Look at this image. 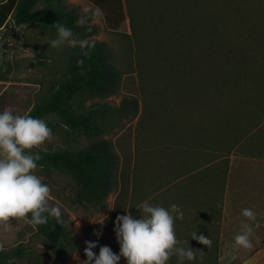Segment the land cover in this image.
<instances>
[{
  "label": "rangeland",
  "instance_id": "obj_1",
  "mask_svg": "<svg viewBox=\"0 0 264 264\" xmlns=\"http://www.w3.org/2000/svg\"><path fill=\"white\" fill-rule=\"evenodd\" d=\"M67 3L92 15L98 25V32L92 37L106 42L122 73L116 93L77 99L80 111L106 104L110 113L104 119L105 133L99 137L80 135L72 145L82 147L90 140L105 137L114 141L122 158L124 149L136 161L139 177L130 185L127 214L139 218V207L144 202L165 208L172 204L181 207L183 218L174 221L175 234L181 242L178 246L191 247L196 254L195 260H185L184 264H264V157L246 155L239 148L230 147L231 140L236 141L233 135L239 137L238 141L253 138L264 144V123L249 135L244 133L246 129H238L243 124L251 130L256 124V119L248 116L249 109L258 116L256 125L264 119V0H124L126 20L117 29L107 26L103 13L95 15L98 7L89 0ZM213 12L233 20L226 30L234 37L238 50L235 98L245 102L241 107L243 119L233 127L235 131L231 133L232 129L225 126L219 135L213 136L220 140L216 143L217 148L221 147L217 158L211 149L207 151L208 147L195 151L190 146L192 149L184 154L177 147L179 136L187 140L190 119H198L206 110L202 106L192 109L188 95L194 91H180L178 86L184 84L188 88L195 76L185 51L191 41L190 30L203 29ZM57 35L37 24H16L12 18L0 30V111L8 109L26 115L59 78L75 47H51L50 41ZM179 52L184 53L183 57ZM251 65L253 69L246 75ZM47 125L53 137L37 147L65 145L63 130ZM211 125L206 124L208 128ZM223 140L228 144H223ZM198 141L201 140L190 139L188 143ZM208 162L206 169L191 173L193 168ZM34 172L49 186V207L61 209L65 224L77 237V249L68 258L60 259L48 249L27 218L15 217L6 226L0 225V243L4 247L24 244L43 254L51 264H74L86 255L85 241L99 239L96 248H100L109 240H117L114 216L119 209L114 216L112 212L121 186L107 196L103 205H82L75 200V184L69 176L39 166ZM244 208L256 213L255 221H247L242 215ZM99 220H104L103 227ZM242 221L252 225V249L235 243ZM101 227L103 235L98 238L93 230ZM193 232L208 234L211 247L191 238ZM8 264L27 261L14 259ZM167 264H178V256H170Z\"/></svg>",
  "mask_w": 264,
  "mask_h": 264
},
{
  "label": "trees",
  "instance_id": "obj_2",
  "mask_svg": "<svg viewBox=\"0 0 264 264\" xmlns=\"http://www.w3.org/2000/svg\"><path fill=\"white\" fill-rule=\"evenodd\" d=\"M89 1L102 10L108 27L117 29L126 20L124 0ZM80 15H87L89 23L78 26L76 20ZM11 18L16 24H37L56 32L57 23L64 24L72 29L76 39L94 42L92 47L75 46L68 57L65 70L50 84L26 114L45 120L53 127L61 128L63 137H66L64 139L66 144L49 148L34 147L31 151L39 152L42 157L37 161V166L45 171L60 172L70 177L75 184V200L79 204L103 205L107 196L118 185L121 186L116 209L112 213L114 216L119 209L115 218L120 214H127L131 200L130 185L132 181L136 183L139 177V172L136 171H140V167L136 161L132 160L130 154V156L126 155L124 149L125 157L122 158L114 141L109 138L90 140L82 147L72 145L80 135L99 137L105 133L104 119L110 113L106 104L103 107L80 111L77 99L85 95L109 96L118 91L121 82V70L113 62L112 53L106 42L92 37L97 34L98 25L93 22L91 14L70 7L67 0H1L0 30ZM232 21V18L224 14L213 12L203 29L193 27L190 30L191 41L185 46V51L189 57V69L194 71L195 76L188 84V88L183 84L179 85L178 89L193 90L194 92L189 91L190 95H188L189 101H192L191 108L202 106L206 110L198 119H190L191 130L187 133V140L178 137L177 147L180 154L186 153L192 147L196 149L195 151L208 147L207 151L211 149V153L217 158L219 156L217 152L220 154L221 147L217 148L216 143L220 140L214 139L213 136L219 135L221 127L225 126H229L232 133L235 131L233 127L243 119L241 107L245 102L236 101L235 98L237 87L235 59L238 50L234 44V37L230 35L229 30H226ZM182 54L184 53L179 52L181 57ZM244 56L249 57L246 53ZM252 69L253 65L249 66L245 74H250ZM247 113L248 116L256 119L257 124L258 116L255 110L249 109ZM263 123L264 119L258 125L253 124L251 130L240 124L238 129L240 131L246 129L244 133L249 135L251 131L260 129ZM206 124L209 126L212 124L211 128ZM213 126L214 131H212ZM233 137L236 141L231 140V148H239L246 155L264 157L262 154L264 144L254 141L253 138L238 141L239 137L235 135ZM190 139L201 141L191 142L192 144L189 145ZM222 143L228 144L225 140ZM247 145L248 149L245 148ZM209 165L210 162L199 165L188 173L195 171L198 173ZM183 176L185 174H182ZM33 227L42 236L48 249L60 259L68 258L76 251L77 237L65 224L62 214L59 222L56 217L49 215L47 223ZM106 245L119 253L120 245L117 240H109ZM99 250L100 248H96L94 252L99 254ZM14 259L26 260L27 264H51L43 254L29 246L18 244L7 248L0 243V264H8L9 260ZM86 259L87 256L82 255L74 264H86ZM118 264H126V258L121 257Z\"/></svg>",
  "mask_w": 264,
  "mask_h": 264
},
{
  "label": "clouds",
  "instance_id": "obj_3",
  "mask_svg": "<svg viewBox=\"0 0 264 264\" xmlns=\"http://www.w3.org/2000/svg\"><path fill=\"white\" fill-rule=\"evenodd\" d=\"M95 15H102V10L96 8ZM88 23L87 15H80L76 20L78 26ZM57 34V38L50 41L51 47L60 48L65 44L81 48L94 46V42L76 39L72 29L64 24L57 23ZM52 137V129L44 120L14 114L8 109L0 111V225L6 226L12 217L27 218L29 214L28 222L33 226L47 223L49 215L60 221L61 209L49 207V186L34 172L37 161L42 157L39 152L31 151ZM139 209V218L131 213L116 217L114 231L120 245L119 253L108 245H102L97 254L93 249L99 239L85 241L86 264H118L121 257L126 258V264H167L172 255L178 256V264L196 259L191 247L178 246L181 242L176 237L174 221L183 218L179 205L165 208L144 202ZM242 215L247 221L256 220V213L251 208H244ZM247 221H242L241 230L234 240L237 245L252 249L254 245L250 236L253 228ZM98 222L103 227L104 220ZM102 227L93 230L98 238L103 235ZM191 238L208 248L212 245L210 238L202 233L193 232Z\"/></svg>",
  "mask_w": 264,
  "mask_h": 264
},
{
  "label": "crops",
  "instance_id": "obj_4",
  "mask_svg": "<svg viewBox=\"0 0 264 264\" xmlns=\"http://www.w3.org/2000/svg\"><path fill=\"white\" fill-rule=\"evenodd\" d=\"M205 236H208V234H206Z\"/></svg>",
  "mask_w": 264,
  "mask_h": 264
}]
</instances>
